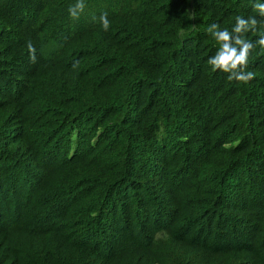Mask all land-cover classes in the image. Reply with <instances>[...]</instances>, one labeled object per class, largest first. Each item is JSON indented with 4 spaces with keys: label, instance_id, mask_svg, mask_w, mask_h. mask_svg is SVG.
Instances as JSON below:
<instances>
[{
    "label": "trees",
    "instance_id": "16d2710c",
    "mask_svg": "<svg viewBox=\"0 0 264 264\" xmlns=\"http://www.w3.org/2000/svg\"><path fill=\"white\" fill-rule=\"evenodd\" d=\"M76 2L0 0V264H264V49L207 63L257 0Z\"/></svg>",
    "mask_w": 264,
    "mask_h": 264
},
{
    "label": "clouds",
    "instance_id": "9594fccd",
    "mask_svg": "<svg viewBox=\"0 0 264 264\" xmlns=\"http://www.w3.org/2000/svg\"><path fill=\"white\" fill-rule=\"evenodd\" d=\"M254 11H258L261 16H264V3L259 0L252 5ZM84 0H77V2L68 9L69 16L73 19H79L80 14L84 11ZM99 21L102 28L107 31L110 27V20L108 13L102 12ZM258 20L254 16L245 19L243 16L235 18V24L231 31L227 28L223 30L216 23L209 25L207 31L219 43V48L215 55L211 56L207 63L211 66L213 71L219 70L228 73L227 79L229 81H236L243 84L249 83L254 79L252 71H245L248 64V57L256 44L264 49V34H261L256 40L255 44L245 38V33L249 31H256ZM28 50L30 60L36 61V49L28 43ZM76 67V65H73Z\"/></svg>",
    "mask_w": 264,
    "mask_h": 264
}]
</instances>
